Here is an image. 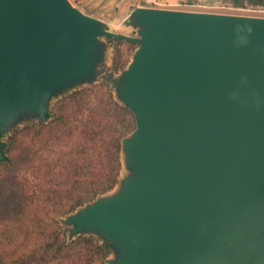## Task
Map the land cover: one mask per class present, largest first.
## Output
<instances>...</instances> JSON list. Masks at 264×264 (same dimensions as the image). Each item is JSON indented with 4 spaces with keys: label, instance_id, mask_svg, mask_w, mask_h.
<instances>
[{
    "label": "water",
    "instance_id": "obj_1",
    "mask_svg": "<svg viewBox=\"0 0 264 264\" xmlns=\"http://www.w3.org/2000/svg\"><path fill=\"white\" fill-rule=\"evenodd\" d=\"M132 16L139 36L70 0H0V125L86 75L92 35L139 42L124 104L140 176L81 220L127 240L118 264H264V16L145 5Z\"/></svg>",
    "mask_w": 264,
    "mask_h": 264
},
{
    "label": "trees",
    "instance_id": "obj_2",
    "mask_svg": "<svg viewBox=\"0 0 264 264\" xmlns=\"http://www.w3.org/2000/svg\"><path fill=\"white\" fill-rule=\"evenodd\" d=\"M112 68L122 69L119 44ZM136 128L133 110L103 81L58 95L46 120L14 125L1 142L0 264H106L110 245L92 233L68 237L61 218L119 180L122 139ZM26 169L30 179L16 172Z\"/></svg>",
    "mask_w": 264,
    "mask_h": 264
},
{
    "label": "rangeland",
    "instance_id": "obj_3",
    "mask_svg": "<svg viewBox=\"0 0 264 264\" xmlns=\"http://www.w3.org/2000/svg\"><path fill=\"white\" fill-rule=\"evenodd\" d=\"M71 3L81 9L84 12H89L91 9L94 12H98L102 19L106 22H102L104 28L122 32L129 35L139 36L141 32V25L133 21V16L130 15L126 18V21L122 22L123 15L126 13L125 8L115 11L113 7L101 6L98 8H91L90 4L96 2L95 0H70ZM262 1V3H260ZM128 2V1H127ZM231 5H225L226 7L218 8L228 13L257 15L258 11L248 10L246 8L253 6L264 7V0H239L235 3L234 0H227ZM137 3L144 2L137 0ZM244 7V8H236ZM259 8V7H254ZM216 9V8H215ZM255 13V14H254ZM262 16V15H261ZM139 42L122 41L119 44L120 48V60L125 62V66L115 71L112 68V57L114 53V47L109 43L106 36L94 34L90 39L91 57L93 63L86 75H75L68 77L61 82H58L48 95L43 99V109L36 110L27 106H19L8 118L2 121L0 125V143L6 138L9 130L16 124H20L30 119H47L49 116V109L55 98L61 93L68 91L72 88L88 84L92 81H103L112 90L116 99L122 103H128L129 99L125 94V86L128 82L129 67L134 62ZM136 136L135 132L130 134L123 140L121 147V172L119 180L116 185L109 191L98 195L94 200L84 203L77 207L74 211L64 215L61 218V224L68 237L76 236L80 233H92L98 236L101 240H105L110 245V253L107 257L106 264H118L123 260V257L127 251V240L120 234L108 231L103 227L89 225L81 220V214L89 212V210L97 203L104 201L108 198L119 195L123 190L127 188L129 181L138 179L140 176V170L138 168V162L133 157L129 149V141ZM19 177L30 179L31 175L26 169L16 172Z\"/></svg>",
    "mask_w": 264,
    "mask_h": 264
},
{
    "label": "crops",
    "instance_id": "obj_4",
    "mask_svg": "<svg viewBox=\"0 0 264 264\" xmlns=\"http://www.w3.org/2000/svg\"><path fill=\"white\" fill-rule=\"evenodd\" d=\"M95 1L96 2L90 4L91 8H98L101 6H105V7H113L115 11H119V9L125 8L126 13L123 15L122 22L126 21V18L128 16L133 15L135 8L142 4V3H137V0H95ZM141 1L143 2V0ZM201 1H203L204 3H207L210 7L209 6L208 7H205V6H174L172 8L224 12V10H220L218 8H223L221 7L223 5H231L227 2V0H201ZM234 2L237 3L239 2V0H234ZM260 3H262V1ZM82 12L86 13L84 11ZM86 14L95 17L101 22H106V20L100 17L101 15H99L97 11L94 12L91 9Z\"/></svg>",
    "mask_w": 264,
    "mask_h": 264
},
{
    "label": "built area",
    "instance_id": "obj_5",
    "mask_svg": "<svg viewBox=\"0 0 264 264\" xmlns=\"http://www.w3.org/2000/svg\"><path fill=\"white\" fill-rule=\"evenodd\" d=\"M143 5L152 6V7H174V6H205L208 7L207 3H204L201 0H143ZM210 7V6H209ZM221 7H226L225 5ZM259 7V8H254ZM236 8H244V7H236ZM252 11L264 12V7L262 6H253L246 8ZM255 14V13H254ZM257 15L264 16V13H258Z\"/></svg>",
    "mask_w": 264,
    "mask_h": 264
}]
</instances>
